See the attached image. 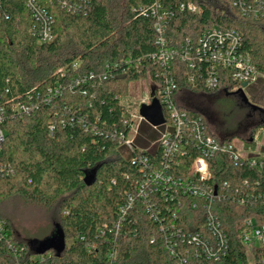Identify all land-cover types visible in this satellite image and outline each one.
I'll return each instance as SVG.
<instances>
[{
  "label": "trees",
  "instance_id": "16d2710c",
  "mask_svg": "<svg viewBox=\"0 0 264 264\" xmlns=\"http://www.w3.org/2000/svg\"><path fill=\"white\" fill-rule=\"evenodd\" d=\"M38 1L55 18L57 37L52 42L40 44L31 34L34 19L27 0H0V95L22 99L58 83H63L65 90L50 104H40L32 115L5 125L8 135L1 162L10 165L13 172L0 178V220L6 223L19 253L0 240V264H178L165 246L160 225L173 222L187 231L205 232L204 209L192 208L188 199L181 205L157 199L161 208L173 207L178 218L165 209L166 219L154 220V211H148L139 196L144 167L132 157L147 153L158 158L162 149L150 146L160 133L142 123L136 138L138 148L127 156L113 135L116 127L122 128L123 113L136 105L129 97L131 83L151 79L159 84L156 74L160 66L151 57L158 50L155 22L139 11L140 5L149 7L153 0H92L85 15L70 13L51 0ZM175 1L195 2L201 11L177 13L167 31L172 46L180 47L189 37L198 38L224 19L226 26L242 33L245 55L264 70V9L258 15H245L232 0ZM173 70L177 80L174 101L179 108L202 116L218 139L231 143L241 136L236 127L228 126L223 137L221 130H212V116L218 112L208 102L220 91L231 93L236 85L241 89L243 83L229 79L211 90L190 82V70L183 61L176 60ZM104 74L108 77L103 78ZM77 76H88V82L70 86V79ZM182 92L189 94L183 102L178 99ZM193 94L200 96L192 99ZM152 98H161L157 86ZM255 124L245 142L247 147H255V134L264 131L263 120ZM50 126H54L53 132ZM145 148L150 150L145 152ZM197 153L194 147L187 149L185 168L191 166ZM93 170L94 182L87 185L85 177ZM211 171L222 196L214 210L229 235L230 253L219 262L202 264H248L242 228L248 218L264 225V200L256 198L264 195L263 175L247 162H235L223 153L214 156ZM248 193L255 195L253 201L239 204L237 199ZM130 202L122 227L111 231ZM33 209L54 226L51 233L57 225L61 227L66 238L61 253L55 249L36 252L31 241L51 233L33 238L25 234L24 225L15 224L16 217Z\"/></svg>",
  "mask_w": 264,
  "mask_h": 264
},
{
  "label": "built area",
  "instance_id": "2783aa9c",
  "mask_svg": "<svg viewBox=\"0 0 264 264\" xmlns=\"http://www.w3.org/2000/svg\"><path fill=\"white\" fill-rule=\"evenodd\" d=\"M91 1L51 0V3L59 4L70 13L85 15L91 8ZM232 1L234 6L245 15H258L264 9V0ZM26 5L34 19L30 26L31 34L40 44L52 42L57 34L55 18L50 10L38 0H27ZM139 11L155 22L158 50L151 57L160 66L156 74L159 84L155 87L157 86L160 93L161 98L158 99L163 108L165 122L158 126L150 124L141 115L140 110L143 104L135 109L128 107L121 118L122 128L116 127L113 135L119 145L124 147V151L132 155L138 148L136 138L140 135L142 123L147 122L160 133L159 139L152 142L150 146V148L162 149L158 158L154 159L147 153L132 157L133 162L142 164L145 170V181L140 186L139 196L144 198L147 210L154 211L152 213L154 220L161 218L165 220L166 216L163 213L165 209L168 211L167 214L173 213L174 219L178 218V212H173V207L168 205L166 208H161L157 205V199L177 205L183 204L184 200L188 199L192 208L204 209L205 232L187 231L173 222L161 223L160 230L164 233L165 246L169 254L178 264L219 262L230 253V239L214 210L216 200L222 196L212 180V159L216 154H228L235 162L242 164L247 162L252 168L259 170L264 178V144L262 148L257 147L259 143H263L264 134L261 138H258V135L253 138L256 145L252 148L253 154L249 155L241 154L233 141L229 143L215 137L202 116L191 114L176 105L174 93L177 89V80L173 65L176 60L183 61L190 70V82L201 83L211 90L220 88L229 79L238 84L243 83L241 89L236 85L232 92L242 90L245 83L247 86L258 77L264 79V70H259L245 55L242 33L226 26L224 19H220L218 23L204 30L198 38L189 37L180 47L172 46L167 38L169 24L180 11L199 13L201 8L195 2L153 0L149 7L140 5ZM74 66H79V63H75ZM107 77V74L103 75V78ZM88 78V76H77L70 79L68 84L72 87L80 86L86 84ZM64 90L63 83H58L44 92L29 93L22 99H8L0 95V178L13 172L10 165L1 162L3 146L8 135L5 125L9 120L23 119L32 115L40 108V104H50L55 98L62 96ZM122 103L127 102L122 100ZM50 131H54V126H50ZM133 132L135 136L131 138ZM189 147L196 148L198 153L192 160L191 166L185 168L183 161ZM150 148H145V152H148ZM254 196L253 193H248L247 197H240L237 201L244 205L253 201L251 199ZM256 198L264 200V195L260 193ZM130 200L132 202L134 196H131ZM131 202L122 208V218L115 223L111 231L122 227L127 210L132 205ZM101 232L104 230L101 229ZM0 240L5 241L13 252L19 253V246L9 236L6 223L2 220H0ZM241 240L248 264H264V225L258 224L254 218L246 219Z\"/></svg>",
  "mask_w": 264,
  "mask_h": 264
},
{
  "label": "rangeland",
  "instance_id": "374dc122",
  "mask_svg": "<svg viewBox=\"0 0 264 264\" xmlns=\"http://www.w3.org/2000/svg\"><path fill=\"white\" fill-rule=\"evenodd\" d=\"M155 89V84L151 79H142L137 82H132L130 85V101L132 104H136L132 108L135 109L141 104L150 103ZM188 93H179L178 99L182 100L188 97ZM217 95V98L211 103L213 109L218 113H214L212 116V130L217 132L221 130V137L228 131L229 127H236L241 131V136H236L233 140L237 150L244 155L253 154L252 147L246 146V141L250 139V133L255 123L264 119V79L258 77L253 83L242 88V92L239 93H226L220 91L212 96ZM200 95L193 94L190 98H197ZM206 106L207 102H204ZM207 108V107H206ZM227 122V123H226ZM229 126V127H228ZM228 127V128H227ZM216 129V130H215ZM233 132L236 130L232 129ZM219 133V132H218ZM225 133V134H224ZM263 130L257 131L255 136L258 138L263 136ZM135 136V132L132 133L131 138ZM263 143H259L257 147H263ZM125 156L128 155L126 151L123 152ZM31 210V209H30ZM36 209L27 213L21 218L16 217L14 219L15 224L19 227L24 225L25 234L33 238H43L50 234L54 226L43 217ZM42 217H41V216ZM45 218V219H44ZM32 219V220H31ZM23 222V223H22Z\"/></svg>",
  "mask_w": 264,
  "mask_h": 264
},
{
  "label": "water",
  "instance_id": "95a60500",
  "mask_svg": "<svg viewBox=\"0 0 264 264\" xmlns=\"http://www.w3.org/2000/svg\"><path fill=\"white\" fill-rule=\"evenodd\" d=\"M244 86H246V83ZM140 112L141 115L154 126L161 125L165 122L163 108L158 98H153L150 104H143ZM94 179L95 171L93 170L86 175L85 183L91 185ZM31 244L38 253H43L50 249H55L58 253H61L66 247V238L61 227L57 225L50 235L43 239H34L31 241Z\"/></svg>",
  "mask_w": 264,
  "mask_h": 264
}]
</instances>
